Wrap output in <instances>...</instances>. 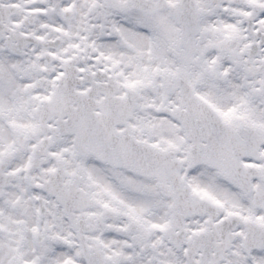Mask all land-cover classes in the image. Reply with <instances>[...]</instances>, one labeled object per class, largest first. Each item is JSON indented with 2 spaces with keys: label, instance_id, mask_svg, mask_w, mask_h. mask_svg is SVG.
<instances>
[{
  "label": "snow or ice",
  "instance_id": "1",
  "mask_svg": "<svg viewBox=\"0 0 264 264\" xmlns=\"http://www.w3.org/2000/svg\"><path fill=\"white\" fill-rule=\"evenodd\" d=\"M0 264H264V0H0Z\"/></svg>",
  "mask_w": 264,
  "mask_h": 264
}]
</instances>
